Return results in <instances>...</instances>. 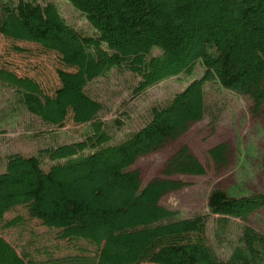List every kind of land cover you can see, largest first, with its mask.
<instances>
[{
  "label": "trees",
  "instance_id": "1",
  "mask_svg": "<svg viewBox=\"0 0 264 264\" xmlns=\"http://www.w3.org/2000/svg\"><path fill=\"white\" fill-rule=\"evenodd\" d=\"M67 1L85 16L90 32L68 23L53 1L0 0V36L19 52L29 51L17 45L23 42L52 55L59 81L50 95L34 78L18 76L0 62V126L24 117L23 140L39 135L34 123L55 135L54 145L2 160L0 233L27 229L30 237L14 246L0 234V264H264V230L249 221L264 205V192L230 196L216 186L207 195V211L178 217L159 202L181 182L143 184L132 168L212 115L206 85L218 96L245 97L253 115L262 112L264 0ZM113 70L136 78L131 97L168 78L189 82L151 106L138 129L120 134L123 120L102 119L104 105L89 91ZM68 121L83 125V133L58 142L56 130ZM227 148L216 144L208 150L215 166H224ZM181 152L190 164L171 171L205 174L186 148L173 159ZM92 178L103 184L86 194L81 181ZM116 190L128 192L121 205L106 197ZM28 220L53 238L38 241ZM223 246L229 250L225 258Z\"/></svg>",
  "mask_w": 264,
  "mask_h": 264
},
{
  "label": "rangeland",
  "instance_id": "2",
  "mask_svg": "<svg viewBox=\"0 0 264 264\" xmlns=\"http://www.w3.org/2000/svg\"><path fill=\"white\" fill-rule=\"evenodd\" d=\"M39 1H53L68 23L83 31L92 30L85 16L67 0ZM15 30L16 33H20V29ZM17 45L29 51L19 52L12 49L11 42L0 36V62L9 64L11 70L18 76L34 78L46 93L51 95L59 83L54 73V69L58 66L52 55L37 53L39 46L34 43L19 42ZM188 82V79L179 81L174 77L168 78L145 92L131 97L130 87L136 83V78L127 72L113 70L106 77L93 81L89 91L104 105V110L100 113L102 119L111 120L120 117L123 120L119 132L123 134L138 129L143 121L148 119V109L151 106L167 101L174 92L182 90ZM248 84L252 87L250 82ZM206 88L208 103L212 105L210 107L212 115L208 114L202 121L192 123L187 132L167 142L160 149L140 157L132 166L138 170L143 184L154 179L181 182V185L171 186L172 188L161 196L159 202L162 206L177 211L178 217H186L198 211L205 212L207 195L216 186L224 189L230 196L264 192V106L260 114L253 115L248 111V101L245 97H237L229 93L218 96L212 93L208 85ZM1 91L4 92L2 98L8 99L6 95L8 92L2 88ZM124 111L126 115H123ZM26 122V118L21 117L16 125L0 126V166L4 156L9 153L26 154L33 152L37 146L55 144L52 141L55 138L52 128L35 123L33 129L40 131L39 135L30 141L23 140L21 134L27 132ZM83 130V125H74L68 121L63 128L56 130V137L58 142L77 140ZM216 144H224L228 147L225 151L226 163L221 167L215 166L208 155V150ZM183 148L205 166L204 175L178 174L171 171L190 164L189 158L183 152L173 159ZM80 175L82 176L83 173H79ZM92 179L93 182L81 181V187L86 194L103 184L98 178ZM11 191L22 194L21 189ZM127 196V191L106 192L108 202L114 205H121ZM17 210L24 213L20 207H17ZM28 221L27 228L34 230L38 235V241L53 238L54 234L48 232L45 227ZM249 221L252 226L264 230V205L250 216ZM123 223L124 226H130L129 221L124 220ZM126 231L130 232V229L127 228ZM0 234L14 246L30 237L27 229L22 231L12 228ZM228 251V248L223 246L221 256L225 258L229 254Z\"/></svg>",
  "mask_w": 264,
  "mask_h": 264
}]
</instances>
